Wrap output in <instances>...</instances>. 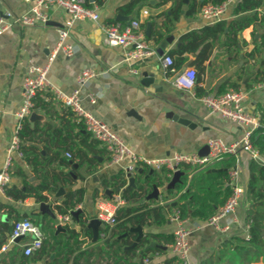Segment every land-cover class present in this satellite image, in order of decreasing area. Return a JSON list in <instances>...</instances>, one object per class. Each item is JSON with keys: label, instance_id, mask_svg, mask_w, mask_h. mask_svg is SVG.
I'll use <instances>...</instances> for the list:
<instances>
[{"label": "crops", "instance_id": "obj_1", "mask_svg": "<svg viewBox=\"0 0 264 264\" xmlns=\"http://www.w3.org/2000/svg\"><path fill=\"white\" fill-rule=\"evenodd\" d=\"M128 1L106 0L100 6V20H80L69 26L67 41L76 45L78 50L71 56L60 52L51 59L52 51L59 39V28L66 27L69 14L62 8H51L49 10V23L25 25L16 21V18L27 12L32 3L25 0H0V16L6 12L10 13L8 18L10 23L6 30L0 34V171L5 160L6 147L17 122L16 111L21 104V88L27 70L32 64H46L49 61V79L56 87L66 93H71L76 88L77 75L85 67L95 68L98 72L97 75L81 89L83 106L112 126L133 150L146 157H164L174 152L199 153L207 145L209 138H222L227 142H232L242 137V126L211 110L203 104L201 97L206 94H218L224 81L227 82L228 88H231L230 83L235 82L248 92L244 100L246 109L259 114L257 107L259 103L264 102V79L258 82L256 77L258 71L263 68L264 49L261 53H251L255 46L252 36L254 27L249 26L239 32L237 35L238 43L232 47L222 45L227 39L225 34H222L220 40L212 48L210 56L203 63L199 85L204 89V93L198 95L196 84L192 88H184L179 87L175 82L177 77L182 75L188 67L194 66L197 69L195 63L197 52L185 53L186 59L181 60L174 71L165 70L161 57L178 47L181 43V36L188 31L198 30L217 21L210 22L202 16L201 7L194 15L186 14L187 3L184 2L185 5L181 14L177 19H174L172 15L173 0L161 4L158 3V0H145L138 4L131 14L124 15L117 8ZM233 7L221 20L229 22L237 17L233 14ZM145 9L149 11L148 14L143 12ZM261 14L262 10L259 9V15ZM117 15L124 16L125 19H117ZM113 19L121 23L131 19H140L143 40L151 53L133 58L130 56V52L136 47L134 43L125 47L107 45L104 41L102 24L107 23L106 20ZM149 26L150 29L148 30ZM159 27L163 33V38L157 42L153 33ZM258 30L259 33L256 34V37L264 32V28L259 27ZM132 69H136L137 73L133 72ZM143 72L154 75V84L159 85L156 91H149L142 84ZM207 79L210 80L209 84L206 83ZM91 92H99L100 95L96 102L91 101L89 96ZM51 93L53 94L52 101L55 104L52 110L59 109L60 101L55 98L53 92ZM45 99H49V96H45ZM36 111L42 114L43 118L37 119L33 125L29 120L32 127L37 126L43 129L46 122H50L53 127L60 126V120L56 118V115L48 114L40 109ZM42 138L47 137L43 134ZM27 143H34L40 147L43 145L39 139ZM64 154L67 155V153ZM106 154L109 155L108 152ZM252 159H254L252 154L246 150H241L235 159L240 170V182L244 187ZM69 168L72 170L71 167ZM17 170H22L28 174V179L33 176L31 167L28 164L25 165L19 158L11 184L21 186L23 183L24 177L17 173ZM118 170L117 165H109L107 160L93 173H87L86 167L82 166L78 171L85 177L73 185L62 184L63 194L58 197L55 196V193L50 194V198L53 201H60L66 191L84 186L86 188L84 200L76 210H80L79 214L82 213L85 220L93 219L96 212V198L107 195L106 189L101 186V181ZM140 170L134 175L135 177L137 174H141ZM73 174L76 175L74 171ZM76 177L74 176V178ZM159 188L164 190V187ZM95 189H99L96 197L94 196ZM168 196L169 194L164 190L156 200L161 204V199H166ZM146 199L148 198L146 197ZM0 200L11 204L14 208L10 216H8V209H2L0 221L3 219L12 223L17 214L21 217L27 216L38 221L42 229L47 227V230L43 229L47 240L51 239L52 231L55 234H62L60 239L67 236L64 231L57 232L55 218L40 210L39 202L34 196L17 201L0 193ZM48 203L50 204V201ZM161 205L167 214L168 221L160 225L143 226L145 233L148 231L173 232L175 223L168 216V203ZM247 205V201L243 198L237 208L239 221L233 224L227 233L218 232L212 226L206 225L205 221L190 215L185 218L186 225L192 229L189 251L190 264H202L205 259L217 254L218 248L229 236L245 235ZM52 211L57 217V212L53 209ZM78 220L79 217L78 219L74 218L70 226L79 231L81 226L78 224ZM102 229L104 228H100L99 235L102 234ZM89 230L93 235L92 229ZM84 231L86 230L83 229L80 235V238L86 239L84 246H87L88 243H95L91 241L92 237L90 239L85 238ZM23 255L20 244L12 245L7 253H1V257H5L0 258V264H46L48 262V259H32L33 255L24 259ZM52 255L50 259L54 258ZM172 256L174 255L167 246L166 251L154 256L151 262L145 263L142 259V263L160 262L164 264ZM169 264H177V260ZM251 264H264V258L261 257L259 261Z\"/></svg>", "mask_w": 264, "mask_h": 264}, {"label": "trees", "instance_id": "obj_2", "mask_svg": "<svg viewBox=\"0 0 264 264\" xmlns=\"http://www.w3.org/2000/svg\"><path fill=\"white\" fill-rule=\"evenodd\" d=\"M105 1L94 0L91 2L88 0L87 4L102 6ZM144 1L129 0L117 9L120 13L129 15L138 4ZM167 1L169 0H158V3H166ZM173 1L172 15L174 19H177L185 4L183 0ZM223 1L189 0L185 12L188 15H194L198 12L199 7L207 3L219 4ZM259 9L262 10L261 15H259ZM233 14L237 17L229 22L219 20L198 30L188 31L181 36L180 45L168 52L173 57L176 55L171 65L174 68L179 66L181 60L186 59L185 53L197 52L195 63L198 77H196L195 84L198 95L204 93V89L199 85L203 63L210 56L212 48L220 40L222 34L227 37L222 45L232 47L238 43V33L249 26H253L252 36L255 46L251 53H261L264 49V32L256 37V34L259 33V27L264 28V0H237L233 7ZM106 22L116 23L117 20H106ZM153 35L157 42L160 41L163 38L161 28L156 29ZM262 66V70L257 73L256 81L258 82L264 79V58L262 59ZM229 86L238 88L239 84L233 82ZM227 89H229L227 82L224 81L220 86L219 93ZM52 95L48 90L39 91L34 98V107L36 110L40 109L48 114L56 115V118L60 120V126L53 127L50 122H46L42 129L37 126L32 127L29 118L22 121L21 150L36 181H29L28 174L22 170H17V173L24 177L22 185L9 184L5 187L4 193L6 197L17 201L25 200L30 196H34L38 202L50 201L52 209L59 215L72 213L76 210L84 200L86 188L84 186L72 188L64 193L60 201L51 200L50 194L56 193L62 184L73 185L78 180L83 179L84 174L78 171L80 167L85 166L87 173H93L104 161H109L110 156L106 154V148L100 146V141L86 130L83 122L77 119L75 112L69 106L59 102L60 108L52 110L55 105L52 101ZM45 96H49V99H45ZM257 110L260 115V125L251 135V142L261 157L264 158V102L259 103ZM43 134L47 138H42ZM37 139L43 142L42 147L34 143H27ZM73 163H78V167H74ZM234 163V156H225L195 172L189 165L181 167L180 170L184 172V175L181 176L182 181L176 183L175 188L169 189L167 193L169 194L168 197L179 194L174 206L180 209L183 218L190 215L205 221L217 212L231 193L228 178ZM69 167L77 175L76 178L69 172H65L64 169ZM148 173L149 169L145 167L141 174L136 175V187L127 186L128 181L122 169L101 181L103 189L111 188L113 192L120 191L126 200V204L118 208L116 224L102 229V234L99 235L95 243H88L87 246H84L86 239L80 238V235L86 226V222L83 214L80 213L78 224L81 229L79 231L74 227L66 226L67 236L63 239H60L62 234H55L52 231L51 239L44 240L42 247L34 253L32 259H48L46 264H143L142 259L146 255L165 252L166 249L156 245L167 247L174 240L173 232L148 231L136 246L127 248L137 237V233L130 230L131 226L160 225L168 221L163 206L156 199H146V196L152 191L153 183L159 187H164L171 178L169 176L170 171L162 169L146 176ZM98 192L99 189L94 190L95 197ZM244 200L248 203L245 224L249 223V237L246 238L244 234L229 236L218 248L217 254L205 259L202 264H251L259 261L261 257L264 258V164L256 159H252L249 166ZM0 207L4 210L8 209V216L14 211L13 206L6 202H1ZM20 218L22 217L18 214L15 216V220ZM35 222L38 223V221ZM12 229L13 222L1 219L0 249ZM84 232L85 238L90 239L92 237L89 229ZM152 242L156 245L151 246ZM52 254H54V258L50 259ZM4 257H1L0 253V258L3 259ZM23 258L27 259V256L23 255ZM174 260H177L176 256L167 259L164 264H169ZM153 264L161 263L154 262ZM177 264L181 263L177 260Z\"/></svg>", "mask_w": 264, "mask_h": 264}, {"label": "built area", "instance_id": "obj_3", "mask_svg": "<svg viewBox=\"0 0 264 264\" xmlns=\"http://www.w3.org/2000/svg\"><path fill=\"white\" fill-rule=\"evenodd\" d=\"M31 2L29 10L16 18V21L25 25L47 24L50 19L49 10L51 8H62L69 17L66 20V27L59 28V39L54 47L51 59L58 53L71 56L77 50V46L67 41L69 30L76 21L80 20H100V6L97 4L88 5V0H25ZM237 0H224L222 3H207L201 7V14L210 22L221 20L228 10L234 6ZM148 14L149 11H143ZM10 13L6 12L0 16V34L6 30L10 21ZM102 30L104 41L109 46H129L132 43L136 47L130 52L133 58L149 55L151 50L143 40L140 19H131L125 23H103ZM162 62L166 71H174L171 67L174 57L171 54H164ZM50 61L46 64H32L27 70L21 88V104L16 111L17 122L13 130L12 137L6 147V155L3 167L0 171V193L5 194V187L11 184V179L15 173L17 159H21L25 165L24 153L21 150L22 138V121L29 118L35 111L34 98L41 90H48L54 93L55 98L64 105L69 106L76 114L77 119L82 121L87 131L100 141L109 153V165H117L122 169L127 181L130 175H135L141 168L161 171L167 169L172 177L176 169H181L184 165H189L195 171L201 170L208 165L224 158L225 156H234L235 159L241 150L249 151L252 157L261 163L264 159L251 142V135L260 125V115L246 109L244 100L247 96V90L243 87L229 88L218 94H206L201 97L203 104L214 112L220 113L223 117L242 126L243 135L240 139L227 142L222 138H209L207 145L209 152L206 155H200L197 152H174L168 156L150 158L133 150L120 136V134L108 123L97 117L93 112L86 109L81 100V89L97 75V70L91 66L85 67L76 78L77 86L71 93H66L56 87L49 79L48 73ZM137 73L136 69H132ZM197 69L194 66L188 67L187 70L175 80L179 87L192 88L195 84ZM99 92L89 94L92 102H96ZM69 156L70 154L67 153ZM228 184L231 187V193L226 201L218 208L217 212L211 215L205 224L212 226L221 233H227L233 224L239 221L237 208L242 202L245 195V187L240 182V170L235 162L229 171ZM179 195V194H178ZM178 195L171 198H162L161 204L167 205L168 216L175 223L173 229L174 240L168 245L171 253L177 257L181 264L189 263L190 236L192 229L186 225L185 218L182 217L180 209L171 203L178 198ZM126 204L125 198L120 191L113 192L112 196H98L95 200L96 212L93 218H97L105 223L106 226L116 224V213L119 207ZM1 205V200H0ZM3 210L0 207V215ZM92 219V218H91ZM91 219H86L88 223ZM71 213L59 214L55 218L56 224L70 226L72 222ZM249 223L245 224V236L249 237ZM21 237L20 241L16 238ZM46 235L42 227L30 217H22L13 221V229L6 242L2 245L0 253H7L12 245L20 244L25 256H32L39 250ZM159 252L148 254L143 257V262L149 263Z\"/></svg>", "mask_w": 264, "mask_h": 264}, {"label": "water", "instance_id": "obj_4", "mask_svg": "<svg viewBox=\"0 0 264 264\" xmlns=\"http://www.w3.org/2000/svg\"><path fill=\"white\" fill-rule=\"evenodd\" d=\"M91 2H93L94 0H90ZM184 3H188L189 0H183ZM117 19H125L124 16H121V15H117ZM49 23V22H48ZM150 29V26L148 27V30ZM143 77L141 79V82L144 86L147 87V89L149 91H156L158 88H159V85L158 84H154V80H155V77L154 75L152 74H148L147 72H143L142 73ZM196 82V80H195ZM206 83L209 84L210 83V80L207 79L206 80ZM40 118H43V115L40 114L39 112H37L36 110L33 111L29 117V120L32 122V125L34 124V122L37 120V119H40ZM209 152V147L208 145H206L204 148H202L199 152L200 155H206L208 154ZM101 159V158H100ZM73 166L74 167H78V163H73ZM65 171H69L70 174H73V171L70 170V168H65ZM140 173H142V170H140ZM151 174H154V170L153 169H150L149 170V173L146 175V176H149ZM74 175V174H73ZM184 175V172L180 169H176L172 175V177L170 178V180L164 185V190L168 191L169 189H174L175 188V185L176 183L178 182H181L182 179H181V176ZM76 177V175H74ZM31 182H35V177L32 176L30 179H29ZM128 187L129 186H134L136 187V183H135V176L134 175H130L129 177V183L127 185ZM164 190H160L159 186L156 184V183H153V189L151 192H149L147 194V198L148 199H158L160 195H162L163 191ZM64 192V189L63 187H60L59 190L55 193V196H60L62 195ZM105 193L111 197L112 196V189L110 188H107L105 190ZM172 205H175V202L172 203ZM39 208L40 210L43 212V213H48L51 215L52 218H56V215L55 213L52 211L51 209V205L48 203V202H45V201H41L39 202ZM79 212L80 210H74L72 211L71 213V217L72 219L76 218L78 219L79 217ZM5 217V216H4ZM106 225L104 222H102L101 220L97 219V218H93L91 220L90 223H88L85 227H84V230H87V229H92L93 231V235H92V239L91 241L92 242H96L99 238V234H100V228H105ZM56 230L57 232L58 231H64V232H67V228L62 226L61 224H57L56 226ZM131 231H134L137 233V237L136 239L134 240V242L128 246L127 248L129 247H134L137 245V243L140 241V239L144 236L145 234V231H144V228L142 225H136V226H131L130 228ZM21 237H18L16 238V241H20ZM151 246H155L156 244L154 242H152L150 244ZM158 247H162L164 249H166V246H162V245H156ZM54 256V255H52Z\"/></svg>", "mask_w": 264, "mask_h": 264}, {"label": "rangeland", "instance_id": "obj_5", "mask_svg": "<svg viewBox=\"0 0 264 264\" xmlns=\"http://www.w3.org/2000/svg\"><path fill=\"white\" fill-rule=\"evenodd\" d=\"M44 230H47V227H45V228H43ZM48 229H49V227H48Z\"/></svg>", "mask_w": 264, "mask_h": 264}]
</instances>
